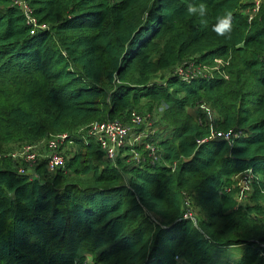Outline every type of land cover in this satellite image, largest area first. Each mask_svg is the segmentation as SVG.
<instances>
[{
  "label": "trees",
  "instance_id": "trees-1",
  "mask_svg": "<svg viewBox=\"0 0 264 264\" xmlns=\"http://www.w3.org/2000/svg\"><path fill=\"white\" fill-rule=\"evenodd\" d=\"M25 1L44 29L0 0V152L93 121L131 125L135 112H166L155 164L145 144L134 147L140 164L124 156L132 147L102 161L95 138L70 134L79 152L41 180L4 159L0 264H88V255L91 264H207L213 249L232 246L245 252L231 264H264V0L251 23L256 0ZM216 60L223 75L211 82H157ZM213 131L241 136L199 144ZM246 170L262 179L243 207L225 190ZM188 200L205 216L198 227L184 218Z\"/></svg>",
  "mask_w": 264,
  "mask_h": 264
},
{
  "label": "built area",
  "instance_id": "built-area-1",
  "mask_svg": "<svg viewBox=\"0 0 264 264\" xmlns=\"http://www.w3.org/2000/svg\"><path fill=\"white\" fill-rule=\"evenodd\" d=\"M13 4V6L19 8L24 13L26 22L30 27H32L33 29L45 28L43 26H38V23L32 14L31 8L25 0H14ZM260 7L261 1L256 0L254 2L253 8L250 10L249 23H251L255 16L259 13ZM218 63L221 65L224 64L222 60H216V66H214V68L217 67ZM206 70H208L207 67L202 70L203 72H200L197 70V68L194 67V64H188L184 67H181L178 72H175L172 75V78L181 79L182 82L190 84L191 82H194L198 79H204L208 82H211L214 80L215 74H219V76L223 75V72L219 71L221 70L220 68L215 70L218 71V73H215L214 75L208 74ZM208 125L210 126V128H213L211 124H209V122ZM156 132V130H153L151 126L146 124L145 117H141L134 113L131 116V125L129 126L124 125L120 121L96 123L88 128V130L84 133L83 138L85 140L86 137L95 138L100 146L101 151L105 155V158L112 162H116L125 148L132 147L133 149L131 150V152L133 154L131 158L133 159V161H136L138 164H140L143 160L142 156L137 150L134 149V147L137 145L145 144L146 150L148 152V159L150 160L151 164H155L161 159V150L153 143V136L156 134ZM239 136L241 135L234 132L213 131L209 139L201 140L199 141V144H204L208 142V140H223L231 143L234 138H238ZM70 138L71 136L67 134L58 136L57 138L51 140L48 144H46V149L43 153H40V150L37 146H24L13 153L11 155V158L14 162L32 166L38 164L41 159H44L46 161V169L48 173L54 175L61 170H65L67 158L66 156H64L65 154L63 152V149L65 147L64 143L70 141ZM172 167L176 168V164H174ZM18 171L20 174H23L26 170L19 168ZM241 188L244 192V181L242 182ZM187 205L188 212L184 218L186 220H191L195 224V226H197V223H195L193 219V210L190 200H188ZM151 218L153 221H155L152 216ZM261 247L263 248L264 245H261Z\"/></svg>",
  "mask_w": 264,
  "mask_h": 264
},
{
  "label": "rangeland",
  "instance_id": "rangeland-1",
  "mask_svg": "<svg viewBox=\"0 0 264 264\" xmlns=\"http://www.w3.org/2000/svg\"><path fill=\"white\" fill-rule=\"evenodd\" d=\"M263 3H264V1H262V5H263ZM223 65L218 63L216 68H214V66L207 67L208 70H206V72L208 74L214 75L215 74L214 71L219 69V68L222 69ZM180 68L181 67H179V66L173 68L167 77L162 78V79L158 78L157 82L165 85L167 83V78L170 76V74L173 75L175 72H178ZM168 80H169V78H168ZM178 80L181 81V79H178ZM1 102L2 101L0 99V103ZM201 109L204 110V112H205L204 114L206 115L207 121L214 128L215 127L214 123L216 121V117H215L214 113L212 112L210 106L202 105ZM188 111L191 114H196V109L189 108ZM165 112H166V106L161 105L153 113H149V114H145V115H140L137 113V115H139L141 117H145L146 124L151 126V128L153 130H156L158 132L160 129L159 126L161 127V129H163L162 126L164 125V121H165V119H164ZM103 122H108V121H93L89 125L81 128V129H78L72 133H69V132H63V133H57V134L51 133V134H48L41 139L38 138L36 141H32V142L23 141L20 144L17 142L11 143V144L7 145L6 148H4L5 150L3 152H0V163L4 159H9L10 161L11 160L13 161V159L11 158V155L13 153H15L19 148H22L24 146H29V145L37 146L40 150V153H43V152H45L46 144H48L51 140H53V139H55L58 136L63 135V134H67V135L70 134L71 136L77 135L78 136L77 138L80 139L83 137V134L88 130V128L90 126H92L96 123H103ZM130 123H131V121H130ZM124 125L129 126L130 124L129 125L124 124ZM64 146L65 147L63 149V152L65 154L64 156H66V158H67V161H70L71 158H74L76 153H78L80 150V147L78 146V144L76 142L67 141L64 143ZM127 152H129V151L125 150L124 156L133 154L132 152H130V153H127ZM104 159L107 160L105 158V156H104V158H102V161H104ZM41 163L43 164V166H41V167H43V170L40 171V167L38 165ZM15 164L17 165L16 169L17 168L18 169L19 168L25 169L26 171L23 174H27L30 178H34V179L38 178L39 180H41V179H43L42 174L47 173V171L45 169L46 168V161L44 159H41L40 162L38 164H35L34 166L25 165V164L17 163V162H15ZM48 177L52 178V175H50V176L48 175ZM259 179H262V177L253 174L251 170H246V171H244L240 174H237L236 176L233 177L232 185H231V187H228L227 190H225V193L226 194L234 193L235 194V200L238 203V205L245 207L246 205L251 204L252 195L254 193V186H255L256 181ZM243 181L245 182V191L244 192L241 188ZM230 189H231V191H230ZM262 205L264 206L263 202H262ZM192 210H193L192 215H193L194 222L197 223V227H198V224L200 223L198 218L199 217L205 218V216L203 215L201 210H197L194 207L192 208ZM244 252H245V249L242 246H232V247H227L224 249H213V251L209 257L210 260L208 261L207 264H226V263L231 264L233 262H237L242 257ZM84 261L88 264H91V262H92L91 257L89 255L84 259ZM179 264H193V263H191L188 260L187 261L179 260Z\"/></svg>",
  "mask_w": 264,
  "mask_h": 264
},
{
  "label": "clouds",
  "instance_id": "clouds-1",
  "mask_svg": "<svg viewBox=\"0 0 264 264\" xmlns=\"http://www.w3.org/2000/svg\"><path fill=\"white\" fill-rule=\"evenodd\" d=\"M201 8L207 10V9H206V5H201ZM194 10H195V9H193V8H190V9H189L190 12H191V11H194ZM228 28H229V23H228L227 21H225L223 24L220 25L219 28L214 29V31H216L217 34H219V33H222L225 29H228Z\"/></svg>",
  "mask_w": 264,
  "mask_h": 264
}]
</instances>
